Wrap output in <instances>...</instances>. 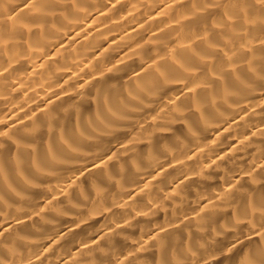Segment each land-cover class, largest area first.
Listing matches in <instances>:
<instances>
[{
  "label": "bare ground",
  "instance_id": "obj_1",
  "mask_svg": "<svg viewBox=\"0 0 264 264\" xmlns=\"http://www.w3.org/2000/svg\"><path fill=\"white\" fill-rule=\"evenodd\" d=\"M0 264H264V0H0Z\"/></svg>",
  "mask_w": 264,
  "mask_h": 264
}]
</instances>
